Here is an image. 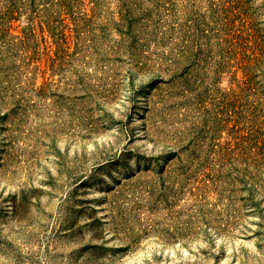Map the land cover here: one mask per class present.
Wrapping results in <instances>:
<instances>
[{"label":"rangeland","instance_id":"obj_1","mask_svg":"<svg viewBox=\"0 0 264 264\" xmlns=\"http://www.w3.org/2000/svg\"><path fill=\"white\" fill-rule=\"evenodd\" d=\"M0 264H264V0H0Z\"/></svg>","mask_w":264,"mask_h":264},{"label":"trees","instance_id":"obj_2","mask_svg":"<svg viewBox=\"0 0 264 264\" xmlns=\"http://www.w3.org/2000/svg\"><path fill=\"white\" fill-rule=\"evenodd\" d=\"M67 10H68V12L71 14V13H74V11L72 10V9H69V8H66ZM80 15V20H82V22L83 21H86L87 19H86V17H84V15H85V13H79ZM73 15V14H72ZM77 15H78V13H77ZM80 23H81V21H80Z\"/></svg>","mask_w":264,"mask_h":264}]
</instances>
